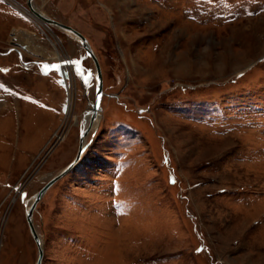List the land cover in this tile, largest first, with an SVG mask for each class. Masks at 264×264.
<instances>
[{
    "label": "rangeland",
    "instance_id": "rangeland-1",
    "mask_svg": "<svg viewBox=\"0 0 264 264\" xmlns=\"http://www.w3.org/2000/svg\"><path fill=\"white\" fill-rule=\"evenodd\" d=\"M27 1L0 0V264H36L26 209L96 98ZM34 6L104 91L34 211L43 264H264V0Z\"/></svg>",
    "mask_w": 264,
    "mask_h": 264
},
{
    "label": "water",
    "instance_id": "water-1",
    "mask_svg": "<svg viewBox=\"0 0 264 264\" xmlns=\"http://www.w3.org/2000/svg\"><path fill=\"white\" fill-rule=\"evenodd\" d=\"M32 2L33 0H28V6L30 8V10L34 11L32 7ZM35 15L41 19L44 20L45 22L51 24V25H55L63 30H65L66 32L73 34L75 36V38L81 43V45L83 46V48L87 51V53L89 54V56L91 57V59H93L94 63H95V67H96V73H97V87H96V98H95V102L92 103V110H91V116H92V121H94L97 116L98 113L102 111V100L104 97V91H103V78H102V72L99 66V62L98 59L92 49V47L90 46L88 40L77 30H75L74 28H72L71 26H68L66 24H62L59 23L51 18H48L46 16H43L40 13H36ZM99 96V99H97V97ZM87 114V113H86ZM85 114V115H86ZM85 118V116H84ZM84 120V119H83ZM82 120V122H83ZM85 121V120H84ZM84 123V122H83ZM91 128V127H90ZM87 128H82L81 130V141H80V147H79V151L78 154L76 156V158L66 167L64 168L60 173H58L56 176H54L40 191H38L33 197V202L32 204L27 207L26 209V218H27V222H28V226L30 229V233L32 235V237L34 238L37 246H38V260L36 262V264H43V260H44V249H43V242L42 239L40 238L36 227L34 225V220H33V216H34V211L37 208L38 203L41 201V199L44 197V195L47 193V191L60 179H62L64 176H66L68 173H70L74 167L80 162V160L82 159L87 147L89 144H85L84 145V141L86 138V135L88 134V131L90 130Z\"/></svg>",
    "mask_w": 264,
    "mask_h": 264
},
{
    "label": "bare ground",
    "instance_id": "bare-ground-1",
    "mask_svg": "<svg viewBox=\"0 0 264 264\" xmlns=\"http://www.w3.org/2000/svg\"><path fill=\"white\" fill-rule=\"evenodd\" d=\"M32 7H33V9L35 10V12L36 13H40V14H42L43 16H46L44 13H42V12H40V11H37V9L35 8V6H34V0H33V2H32ZM29 12H30V16H32L33 18H35V19H37V21H40V22H43L44 24H49V23H47V22H45L44 20H41V19H39L36 15H35V12L34 11H32V10H30V8H29ZM46 17H48V16H46ZM49 18V17H48ZM52 19V18H51ZM54 20V19H53ZM56 21V20H55ZM58 22V21H57ZM60 23V22H59ZM49 25H51V24H49ZM52 26H54V27H57V26H55V25H52ZM57 28H59V27H57ZM61 29V28H60ZM61 30H63V29H61ZM64 32H66L65 30H63ZM66 34H69V36H72V37H75L73 34H70V33H68V32H66ZM29 47V45H25V48H28ZM58 61H61V63L62 64H64V62L62 61V58H61V56L60 57H58V59H57ZM70 105H69V112H71V110H72V101H73V97H72V93L70 94ZM91 110L92 109H90L89 111H87L86 113V115H85V118H83L84 120H83V122H82V128H87V129H89L90 127L91 128H94V126H95V124H97V121H100V119H99V114H100V112L98 113V116H97V118L94 120V121H92V114H91ZM100 118H101V115H100ZM85 143H86V141H84V145H85ZM88 144V143H87ZM79 146H80V144H79ZM32 202H33V199H31V201L29 202V205H28V207L32 204Z\"/></svg>",
    "mask_w": 264,
    "mask_h": 264
},
{
    "label": "snow or ice",
    "instance_id": "snow-or-ice-1",
    "mask_svg": "<svg viewBox=\"0 0 264 264\" xmlns=\"http://www.w3.org/2000/svg\"><path fill=\"white\" fill-rule=\"evenodd\" d=\"M73 63H79V61H73ZM56 67H59L58 65H56ZM82 75V74H81ZM84 83H85V85H87V83H88V80L85 78L84 79ZM97 99H99V96L97 97ZM175 181H173V183H174ZM26 195V194H25ZM23 198V197H22Z\"/></svg>",
    "mask_w": 264,
    "mask_h": 264
}]
</instances>
